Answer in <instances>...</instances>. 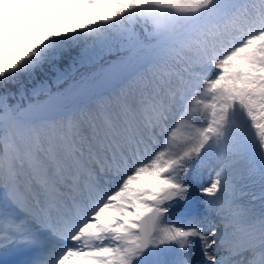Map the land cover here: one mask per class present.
I'll return each mask as SVG.
<instances>
[{
    "label": "snow or ice",
    "instance_id": "1",
    "mask_svg": "<svg viewBox=\"0 0 264 264\" xmlns=\"http://www.w3.org/2000/svg\"><path fill=\"white\" fill-rule=\"evenodd\" d=\"M0 264H264V0H0Z\"/></svg>",
    "mask_w": 264,
    "mask_h": 264
}]
</instances>
